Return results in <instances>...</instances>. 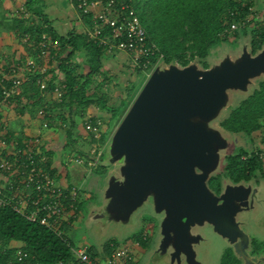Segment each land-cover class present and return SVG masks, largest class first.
Listing matches in <instances>:
<instances>
[{
	"label": "trees",
	"instance_id": "trees-1",
	"mask_svg": "<svg viewBox=\"0 0 264 264\" xmlns=\"http://www.w3.org/2000/svg\"><path fill=\"white\" fill-rule=\"evenodd\" d=\"M255 1L134 0V5L147 30L149 40L156 43L161 52L164 53L165 63L177 61L186 66L190 59L204 60L209 55L211 47L226 41L232 35L246 34L250 29L253 30L251 39L253 53H257L263 48L264 22L243 32L236 31L233 34L224 32L223 22L228 10L235 9L240 13V16H243L248 12L250 6L255 5ZM38 2V0H26V11L30 15L12 18V25L7 29H16L23 42L24 35H30L31 39L24 42L29 51H27L26 56L21 57L22 59L34 56L36 53L33 50L34 45L42 38L43 33L48 34L58 43L57 62L55 67L47 73L49 79L46 87L43 88L38 83L41 75H32L31 79L25 83L22 94L16 99L17 108L15 110H19L22 114L31 112L32 116L36 115L37 111L44 105L45 97L42 93L51 91L56 84H65L64 101H56L50 105L47 116L57 119L61 117L62 121L68 123L66 127L67 140L69 144H73V132L78 123L72 116H66V113H75V107L77 114L83 115L87 112V108L96 105L111 113L108 123L113 124L119 118L126 100H122L119 105H111L108 103L105 94L90 93L98 75L101 76V82L97 86L104 85L112 79L109 72L104 68L103 60L110 56L106 47L91 40L87 35L86 27L80 31H71L66 35H60L52 26L50 18L44 13L43 6ZM84 24L85 26L90 25L87 21H84ZM79 53L87 55L83 72H79L81 66L75 65V59ZM128 64L131 66L129 62ZM131 69L128 73L132 75V82L128 86L129 92L135 89L139 74L143 73L140 69ZM97 119L99 118H91L92 121ZM220 125L230 133H244L253 140L262 137V141H264V136L261 135H264V78L259 81L252 93L220 122ZM13 133L11 130L8 132L9 135H13ZM93 139L89 140L90 144ZM106 141V134H102L99 142L106 143ZM20 144L22 143L20 142ZM255 150H260L258 145L251 151L240 148L237 153L228 155L224 175L234 183L251 181L258 173L264 179V159L260 158ZM46 154L50 165L53 162V153L50 150L46 151ZM88 155L89 152L86 153L87 157ZM92 170L95 174L106 175L109 169L98 163ZM52 171L56 174L57 169ZM221 178L222 175L217 174L208 180L209 187L217 194L222 191ZM83 193L84 190H81L76 201V212L79 213L86 200ZM77 219L73 218L67 211L63 234L58 235L39 223L31 222L11 207L0 206V240L3 243V247L0 248V264H31L36 262L40 264H79L71 250L72 246L76 245L69 237L73 223ZM144 231L143 227L141 232H137L122 242L110 240L105 244L102 256H110L115 248L124 246L133 240L138 241L144 249L149 248L148 235L146 234L147 237L145 238L142 236ZM251 241L254 254L264 252V241H259L256 238ZM18 249H23L32 257L25 261H19ZM90 250L94 256H99L96 248H90ZM126 264H138V262L133 259ZM222 264H241V260L230 248L222 256Z\"/></svg>",
	"mask_w": 264,
	"mask_h": 264
},
{
	"label": "water",
	"instance_id": "water-1",
	"mask_svg": "<svg viewBox=\"0 0 264 264\" xmlns=\"http://www.w3.org/2000/svg\"><path fill=\"white\" fill-rule=\"evenodd\" d=\"M164 66L150 74L116 128L109 145L116 158L99 162L120 166L108 176L107 187L120 192L128 212L152 196L163 213L165 240L174 241L175 256L183 252L193 264L197 236L189 232L197 222L206 220L233 245L241 237L240 244L246 240L250 247L236 216L246 209L252 187L242 181L217 194L208 180L219 146L231 144L214 122L229 101V91L248 89L264 75V47L254 55L244 47L207 70ZM235 247L247 264L264 260L250 256L249 247Z\"/></svg>",
	"mask_w": 264,
	"mask_h": 264
},
{
	"label": "rangeland",
	"instance_id": "rangeland-1",
	"mask_svg": "<svg viewBox=\"0 0 264 264\" xmlns=\"http://www.w3.org/2000/svg\"><path fill=\"white\" fill-rule=\"evenodd\" d=\"M42 1L44 2L45 0ZM48 1L49 0L45 1L46 9L43 6V11H48L47 8L49 9L51 4H53H49ZM25 2L26 0H0V27L7 29L12 25V18L14 17L29 16L30 13L26 11ZM65 4L73 9L72 5L67 1ZM88 20L89 19L86 17L80 18L82 24H84V21L89 22ZM80 26L81 25H79V27ZM252 31L253 30L250 29L246 34L230 36L226 41H222L211 47L209 55L204 60L199 58L190 59L188 65H193L199 70L211 69L215 66H219L226 56L235 57L242 53L244 47H247L248 51L252 52L253 55L256 54L253 53L251 48ZM15 37V43L21 46L20 48L25 52L29 51L26 48L27 45L21 41L19 34H16ZM4 43H6V41L2 39L0 41V47H3ZM8 50L14 53L15 57H20L21 55L18 54V49L17 51ZM118 54L121 55L122 52L119 51ZM86 59V54L79 53L75 59V65L81 66L85 63ZM171 64L183 67V64L177 61L163 65H165L164 67L166 68V66L168 67ZM104 68L109 71V75L112 77L111 81L106 82L104 85L97 86V84L101 82V76L98 75L90 93L98 92L100 94H105L108 103L111 105H119L122 100H126L119 118L116 119L113 124L108 123V120L111 118V113L96 105L87 108V112L83 115L77 114L74 107V115H76L79 123H83L84 119L87 120L89 116L101 119L103 123L102 134H106L107 137V141L104 143L105 149L102 161H110L112 158H116V156L112 154L111 147H109L111 138L150 75L140 73L135 89L129 92L128 86L132 82V75L128 74L129 70H132L129 66L125 68L111 60L107 65H104ZM262 78H264V75L254 79L251 87L248 89L229 91V101L226 107L219 112L218 118L214 122L215 126L220 127L224 133L230 137L228 139H230L231 142V144L228 143L225 148H222L221 145L219 146V153L216 155L211 168H209V171L214 173L213 175H222V190L227 185L234 183L224 175L228 155L237 153L240 148L251 151L255 146L260 145L262 139L260 140V137H258V140H253L244 133H230L220 125V122L225 119L243 99L252 93ZM55 102L56 100L54 98L50 99L51 105ZM11 113H14L11 117L12 123L10 121L11 127L17 124L15 128L26 131L28 127L25 123V119L28 122L30 121L28 119L32 117L31 112H26L21 117H18L16 111L14 112L11 110ZM60 120H62L61 117H58V121ZM29 127L32 128L33 126L30 125ZM81 128L79 130L75 129L73 132V144L68 143L67 129L62 126L57 125L54 130L50 131L51 133L45 137V143L51 149L55 162L57 163L56 175L59 180L68 186L72 184H82L84 190L83 197L86 198V200L81 210V217L74 221L69 233V237L74 244L76 246L87 245L90 248H96L99 252V256L103 257L104 246L107 242L110 240L122 242L135 235L137 232H141V229L144 227L145 231L142 236L144 237L146 234L149 236V248L144 249L136 240L127 242L125 246H129L133 250V257L131 260L136 259L138 264H193L183 252L179 256H175L174 241L165 240L162 233L163 213L159 212L156 208L152 196H149L134 210L128 212L129 209L126 208L127 203H124V200L119 198L120 192L112 189L111 186L107 187L108 176L118 172V168L120 167L118 163L103 165L109 169L106 175L95 174L92 168L88 166H82L78 169L73 165L72 169H70L71 167L64 163L67 156H73L79 152L82 154L89 152L88 150L91 147L89 140L91 136L84 131L82 132ZM261 135L263 136V134ZM123 161L122 159L119 163ZM243 182L245 185L252 187V192L250 193L249 199L246 201V209L237 214V221L242 231L247 234L250 239L256 238L264 241V179L258 173L251 181ZM189 234L190 236H197L193 244L194 259L196 261L194 264H222V256L227 249H234L236 248L235 245L245 248L249 247V242L247 243L246 240L240 244L241 237H239L238 241L233 245L230 239L217 232L214 226L206 220L195 223L191 227ZM250 251L251 247L247 249L248 253ZM262 256L264 257V254ZM261 261L264 264V260Z\"/></svg>",
	"mask_w": 264,
	"mask_h": 264
},
{
	"label": "built area",
	"instance_id": "built-area-1",
	"mask_svg": "<svg viewBox=\"0 0 264 264\" xmlns=\"http://www.w3.org/2000/svg\"><path fill=\"white\" fill-rule=\"evenodd\" d=\"M70 1L79 13L88 17V37L104 45L108 53H126L131 68L140 69L149 75L157 66L166 64L164 53L156 43L149 40L134 0ZM263 22L264 12L255 6H250L243 16H240L237 10L229 9L223 22L224 32H243ZM30 39L29 34L24 35V42ZM57 47V41L43 33L42 38L33 47L36 52L34 56L22 59L0 52V174L3 175L0 181V206L11 207L31 222L39 223L62 235L67 211L73 218L81 217V212H76V201L81 194V187L77 184L65 185L53 173L55 166L53 162L48 164L46 151L51 149L45 143V137L57 125L63 128L68 126V123L62 120L47 116L51 98L58 102L64 101L66 85L56 84L51 91L42 93L45 97L44 105L31 117L30 122L26 123L30 126L33 122L32 126L37 129L34 132L14 131V136L9 135L10 120L4 113L7 107L15 104L32 75H41L38 83L41 87H46L49 79L47 73L57 62ZM21 116L19 114L18 117ZM91 118L92 116H89L84 123L85 131L94 138L88 150V157L80 152L67 156L66 165L93 168L101 161L105 149L104 143L99 142L103 123L100 119L92 121ZM259 149L255 151L264 159V141L260 143ZM2 247L0 240V248ZM71 250L79 264H126L133 257V250L125 245L115 248L112 254L106 257L94 256L87 245L72 246ZM17 256L19 261L32 257L23 249H18Z\"/></svg>",
	"mask_w": 264,
	"mask_h": 264
},
{
	"label": "crops",
	"instance_id": "crops-1",
	"mask_svg": "<svg viewBox=\"0 0 264 264\" xmlns=\"http://www.w3.org/2000/svg\"><path fill=\"white\" fill-rule=\"evenodd\" d=\"M45 1L43 2L42 0H39L38 3L42 6H44V8L46 9ZM66 1L72 5L74 10L65 4ZM48 3L49 4L53 3V4H51V7L49 9L47 8L48 11L44 10V13L50 18L52 26L60 35H66L71 31H80L86 27L85 24H82V22H80V18H82L83 16L76 10V8L73 6V4L71 3L70 0H49ZM36 5H38V4H36ZM254 6L256 9L260 10L261 12H264V0H256ZM0 20H1V18H0ZM79 25H81V26L79 27ZM16 34H18L16 29H13V28L4 29L3 27H0V41L2 39H4V41H6V43L3 44V47H0V52H3L5 54H8L10 56L15 57L14 53L10 52L8 49H10L11 51H15V50L17 51V49H18L17 52H18V54H21L20 57H24L27 55V52H25L22 48H20L21 46H18L17 43H15ZM108 54L110 56L106 57L103 60L104 65H107L112 60L116 64H120V66H123L125 68L129 66V64H128L129 59H128V55L126 53L122 52L121 55H119L118 52H114L112 54L108 53ZM121 60H122V62H121ZM129 68L131 69V66H129ZM83 70H84V63L81 65V67H79V72H83ZM13 106H15V107H13ZM13 106L7 107V109L4 112V113H6V115H8L11 123H12L11 117H12V114H14V113H11V110H13L14 112L16 111V114H18V116H19V114L23 115L19 110H15L17 108V104L16 105L14 104ZM66 116H68V117L72 116L74 118V120H77V123H79V121H78L76 115H74V113L73 114L66 113ZM28 120H31V118ZM85 121H86V119H84L83 123L81 122V123L77 124L76 130H79L82 127L81 128L82 132L83 131L86 132L85 128H84ZM27 122L28 121L25 119V123H27ZM34 122H36V121H34ZM32 123L33 122H31V125H32ZM15 125H17V124H15ZM15 125H13L11 127V124H10L9 128L11 127L10 128L11 131H13V132L14 131L25 132L24 130H22L20 128H15ZM27 127H28L27 130L32 131V132L37 130L36 127H34V128L33 127L30 128L29 126H27ZM50 133L51 132H49L48 135ZM260 140H261V138H260ZM52 161H53V164L56 168L57 163L55 162L54 157H53ZM64 163H65V160H64ZM69 167H71L70 169H72L73 166H69ZM75 167L80 169L82 166L75 165ZM2 178H3V175L0 174V181ZM77 185H79L81 187V190H83L82 184H77ZM144 237H147V235H145ZM239 258H241L243 260V264H247L246 261L242 257H239ZM258 264H260V262ZM262 264H263V262H262Z\"/></svg>",
	"mask_w": 264,
	"mask_h": 264
},
{
	"label": "flooded vegetation",
	"instance_id": "flooded-vegetation-1",
	"mask_svg": "<svg viewBox=\"0 0 264 264\" xmlns=\"http://www.w3.org/2000/svg\"><path fill=\"white\" fill-rule=\"evenodd\" d=\"M222 192V191H221ZM252 239H250V247H251V251L249 252V254H250V256H252V257H256V258H260V257H262V255L264 254V252H261V253H258V254H254L253 252H252V241H251ZM259 241H261V240H259ZM234 250V249H233ZM240 260H241V264H243V260L240 258ZM260 264H262V262H260Z\"/></svg>",
	"mask_w": 264,
	"mask_h": 264
}]
</instances>
